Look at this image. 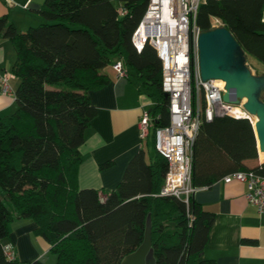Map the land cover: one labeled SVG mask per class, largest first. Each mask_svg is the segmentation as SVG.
<instances>
[{"label": "trees", "instance_id": "1", "mask_svg": "<svg viewBox=\"0 0 264 264\" xmlns=\"http://www.w3.org/2000/svg\"><path fill=\"white\" fill-rule=\"evenodd\" d=\"M43 0L44 22L24 31L0 17V38L15 52L16 107L0 117V264H42L8 258L9 225L36 223L55 264H120L142 243L151 216L155 264H216L203 257L214 214L192 197L186 205L160 194L166 159L154 147V129L169 121L161 89V61L148 43L140 51L131 36L149 0ZM118 6L126 12L118 13ZM219 19L256 69L264 74V0H205L197 9L200 30ZM121 60L141 92L153 99V129L111 191L80 188L77 173L84 131L96 115L88 96L108 84L101 70ZM152 151L150 156L149 152ZM256 139L249 118L202 119L192 145V184L210 186L252 167ZM108 166L109 164H103Z\"/></svg>", "mask_w": 264, "mask_h": 264}, {"label": "crops", "instance_id": "2", "mask_svg": "<svg viewBox=\"0 0 264 264\" xmlns=\"http://www.w3.org/2000/svg\"><path fill=\"white\" fill-rule=\"evenodd\" d=\"M42 3L43 0H14L9 4L0 0V17L6 16L17 30L24 31L44 21L39 13ZM114 3L118 4L116 0ZM29 4H34V8H28ZM14 60L11 42L0 38V76L12 72ZM116 60L113 57L101 70L109 77L108 84L88 92L96 115L84 131L79 148L81 162L77 179L80 188L114 190L127 164L145 142L139 135V115L142 109L150 110L154 101L140 91L133 78L116 73L113 68ZM18 82L16 76L9 80L13 92ZM15 107L14 94L0 91V117L12 113ZM149 154L151 156L152 151ZM261 160L257 157L244 163L252 167ZM106 163L109 165L104 166ZM244 194L243 183L221 180L199 187L194 193L193 198L201 207L214 214L204 258L213 259L216 264H264V210L259 212L246 201ZM36 226L31 219L12 221L4 244L10 246L19 260L55 264L49 244L34 233Z\"/></svg>", "mask_w": 264, "mask_h": 264}, {"label": "built area", "instance_id": "3", "mask_svg": "<svg viewBox=\"0 0 264 264\" xmlns=\"http://www.w3.org/2000/svg\"><path fill=\"white\" fill-rule=\"evenodd\" d=\"M204 1L149 0L131 36L137 51L146 43L155 49L161 61V89L168 98L169 121L154 129L155 150L167 162L160 194L178 198L186 205L199 189L192 184V145L201 120L223 115L250 119L242 102L232 104L222 100L225 83L220 86L219 79L202 80L200 77L197 48L200 28L195 17L198 6ZM4 2L12 4L14 0ZM117 10L120 15L126 12L122 6ZM217 26H222V23L215 18L211 28ZM113 68L119 76L127 75L121 60H116ZM14 76L13 72H4L0 76L1 93L14 94L9 84ZM138 125L140 138L145 141L153 129L150 110H141ZM219 180L243 183L246 201L259 212L264 210V174L251 169L236 170ZM3 251L8 258L14 257L10 246L5 245Z\"/></svg>", "mask_w": 264, "mask_h": 264}, {"label": "water", "instance_id": "4", "mask_svg": "<svg viewBox=\"0 0 264 264\" xmlns=\"http://www.w3.org/2000/svg\"><path fill=\"white\" fill-rule=\"evenodd\" d=\"M28 8H34V4H29ZM197 48L201 79L223 80L224 102L239 104L244 100L242 102L244 110L248 115L255 117L252 127L257 153L264 155V74L251 73L245 63L242 48L224 26L200 30ZM120 264H155L151 248L150 214L146 218L142 243L135 251L124 256Z\"/></svg>", "mask_w": 264, "mask_h": 264}, {"label": "rangeland", "instance_id": "5", "mask_svg": "<svg viewBox=\"0 0 264 264\" xmlns=\"http://www.w3.org/2000/svg\"><path fill=\"white\" fill-rule=\"evenodd\" d=\"M44 22V21H42ZM246 65L248 66V68L250 69L252 74L257 73L256 69L254 68V66L252 65V62L248 59L246 62ZM261 159L264 160V155H260Z\"/></svg>", "mask_w": 264, "mask_h": 264}, {"label": "bare ground", "instance_id": "6", "mask_svg": "<svg viewBox=\"0 0 264 264\" xmlns=\"http://www.w3.org/2000/svg\"><path fill=\"white\" fill-rule=\"evenodd\" d=\"M219 81H220V83H219L220 86L224 85V81L223 80H219ZM242 102H244V100ZM238 110H240L239 112L242 113L241 109L238 108ZM249 117H250V120L252 121V123H254L255 117L254 116H250V115H249Z\"/></svg>", "mask_w": 264, "mask_h": 264}]
</instances>
